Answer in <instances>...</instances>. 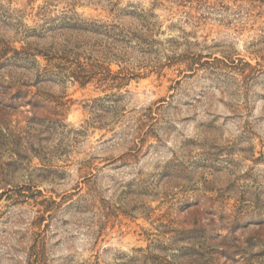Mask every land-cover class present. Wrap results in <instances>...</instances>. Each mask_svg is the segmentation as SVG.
Here are the masks:
<instances>
[{"label": "rangeland", "instance_id": "1", "mask_svg": "<svg viewBox=\"0 0 264 264\" xmlns=\"http://www.w3.org/2000/svg\"><path fill=\"white\" fill-rule=\"evenodd\" d=\"M6 46L0 264H264V0H0Z\"/></svg>", "mask_w": 264, "mask_h": 264}, {"label": "trees", "instance_id": "2", "mask_svg": "<svg viewBox=\"0 0 264 264\" xmlns=\"http://www.w3.org/2000/svg\"><path fill=\"white\" fill-rule=\"evenodd\" d=\"M28 45V43H27ZM4 51L0 55L1 58L6 56L7 51H13V53H28V55H37L41 54L44 55V53H40V51H35V52H27L26 47H21L18 50L11 48L9 46H6ZM47 56V54H46ZM54 56V53L50 56L47 57L48 60L51 59V57ZM6 59H10L8 55L5 57ZM54 66V64H53ZM49 71V69H46L42 73L38 74H43V76ZM56 72V73H54ZM62 72V73H61ZM54 73L57 75L58 73H61L62 75L65 74L66 76L70 77L74 82L79 83L80 85H85L86 83L92 81L93 79L96 78L98 83L100 85L105 84L108 88H113V87H118L124 82L131 78V76H136L133 75V73H123L122 70H118L116 72H112L107 66H103V63H66L65 67L62 68V71L57 72V71H51L49 74Z\"/></svg>", "mask_w": 264, "mask_h": 264}]
</instances>
